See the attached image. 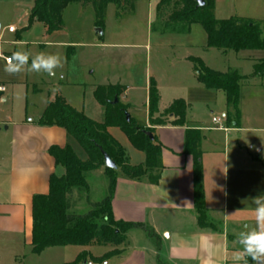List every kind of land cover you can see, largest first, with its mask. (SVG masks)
Wrapping results in <instances>:
<instances>
[{"label": "crops", "instance_id": "0c3cea01", "mask_svg": "<svg viewBox=\"0 0 264 264\" xmlns=\"http://www.w3.org/2000/svg\"><path fill=\"white\" fill-rule=\"evenodd\" d=\"M158 2L159 0H135L131 12L136 13L140 5L146 8L147 12H152ZM32 5L33 2L30 9ZM253 11V14H250L252 16L245 18L264 20V0H258ZM28 15L29 12L20 19L28 20ZM193 24L189 26L187 33H190ZM10 25L14 26L12 23L2 25L0 19V44L5 33L8 35L17 33L15 26L13 32L7 30ZM101 28L104 33V28ZM99 38L101 39L102 36ZM10 42L17 43V39L12 38ZM205 45L206 35L205 43L201 47L202 51L209 50ZM3 55L11 56L9 53ZM188 56L193 55L187 54L185 60ZM198 57L205 63L203 57ZM245 58H248L253 65L264 57ZM124 78L125 76H116L115 79L108 80L107 84L124 86L125 90L121 93L119 101L126 106L130 118L137 125L152 128L154 136L161 145L162 169L156 184L149 183L146 175L138 179H129L116 170L111 211L117 220L140 223L143 226L127 230L125 239L119 245L98 243L84 246L65 245L48 247L40 254H34L32 250L31 253L39 256L44 252H50L57 259L55 264H68L79 256L75 264L89 262L90 264H102V262L203 264L209 258V253L201 247V239L207 237L205 247L211 248L214 264H233L232 253L239 248L236 243L237 234L247 227L255 226L253 211L256 205L252 199L264 195V73L242 81L238 100L240 115L236 126L225 121L224 93L205 88L197 81L196 71H147L140 91L144 105L143 118L140 121L136 120V112L133 110L139 88L127 83ZM149 78L154 79L159 93L157 114H160L172 100L181 98L187 105L185 125L175 126L169 123L164 126L149 125L147 106ZM0 84L5 87V91L0 92V103H6L9 86L5 81H0ZM46 85V101L31 116H28L26 111L23 117H5L1 115L0 110V241L10 245L11 250L21 244L32 248V197L35 194L47 193L51 173H62V169L55 166L48 148L63 147L71 143L70 137L63 128L37 123L48 102L59 94L71 107L99 122L86 112L83 98L76 103L71 102L63 91L62 87L65 84L62 81L47 82ZM54 87H58L60 91L53 94L51 90ZM34 89L36 93L44 92L37 87ZM209 92L223 93L224 105L220 115L217 116L221 118L220 124L211 120L213 116L210 120L187 116L188 110L197 103H203L204 96ZM219 98L221 100V97ZM171 119L169 115L168 120ZM187 129L196 130L200 135L198 147L200 183L207 223L205 227L198 225L197 211L194 207L193 158L191 154L185 152ZM107 132L121 145L129 164L143 165L144 153L134 148L118 127L108 126ZM89 171L104 176L107 193L109 178L104 168L99 167ZM87 172L84 174L86 182ZM87 185L88 189V182ZM69 204L67 197V209ZM13 257L14 260L17 259L18 253Z\"/></svg>", "mask_w": 264, "mask_h": 264}, {"label": "trees", "instance_id": "16d2710c", "mask_svg": "<svg viewBox=\"0 0 264 264\" xmlns=\"http://www.w3.org/2000/svg\"><path fill=\"white\" fill-rule=\"evenodd\" d=\"M134 1L34 0L24 29L36 20L43 23L47 33L57 30L61 26L63 9L73 2L91 4L95 13V26L102 27L108 4H114L117 9L130 10ZM202 1L203 5L198 6L195 0H159L156 10L171 7L168 17L162 21L164 28L178 27V31H187L191 24H199L206 35V48H214L222 53L264 50V20L237 16L217 19L214 15V0ZM187 60L192 63L199 83L205 88L220 90L224 93L225 121L227 124L236 126L240 115L238 109L240 85L242 81L264 73V58L252 65V71L248 75H241L235 69L214 70L196 56H188ZM124 90V86L110 83L97 85L94 88L93 94L96 101L104 107L103 122H96L81 111L74 109L59 94L48 102L38 118L37 123L40 125H56L63 128L71 140L81 148L86 158L81 159L71 143L63 147L50 146L48 148L55 166L62 168V173H51L47 193L35 194L32 197V253L40 254L46 248L54 246H84L91 243L119 245L125 239L127 230L143 226L140 223L117 220L111 211L116 170L129 179H138L146 175L149 183L156 184L162 169L161 145L154 136L152 128L136 125L132 118L125 119L126 106L119 101ZM114 98L118 99L116 103H113ZM158 102L159 93L156 83L153 78H149L147 106L150 126H164L168 123L175 126L185 125L187 105L183 99L172 100L158 114V118L152 120V116L158 113ZM169 115L172 118L170 121L168 120ZM108 126L118 127L131 145L144 153L143 165L134 166L126 161L123 148L107 132ZM148 133H151V138ZM199 139L200 135L196 130L187 129L185 131V152L191 154L193 158V195L197 222L200 227H205L207 223L200 183ZM100 150L105 151L113 160L117 166L115 169L104 166ZM101 166L109 178L106 195L100 201L92 203L85 213H69L67 196L72 189L86 190L88 185L84 177L85 172ZM78 258L68 264H75ZM247 264H253L251 258H247Z\"/></svg>", "mask_w": 264, "mask_h": 264}, {"label": "rangeland", "instance_id": "374dc122", "mask_svg": "<svg viewBox=\"0 0 264 264\" xmlns=\"http://www.w3.org/2000/svg\"><path fill=\"white\" fill-rule=\"evenodd\" d=\"M32 2L33 0H0L2 25L12 23L17 29L16 34L5 33L0 44V81H5L9 86L7 102L0 103L1 115L5 117H23L26 111L31 116L46 101L47 82L62 81L65 84L63 91L71 102L76 103L83 98L86 112L93 119L103 122L104 108L95 101L92 89L94 86L107 84L108 80H113L116 76H125L127 83L139 88L133 110L136 112V120L140 121L144 113L140 91L147 71H195L192 63L185 60V56L191 54L203 57L205 64L215 70L236 69L239 73H250L252 62L245 57H264V51L254 50L222 53L209 48L202 51L205 33L199 24L194 23L190 33L186 30L178 31V27L164 28L162 21H165L171 11L169 6L162 7L159 11L155 8L152 12H147L140 5L133 14L131 9H117L110 3L105 11L103 33L101 27L95 26V13L91 4L73 2L63 9L61 26L57 30L47 34L43 23L36 20L24 29L27 20L22 21L20 18L29 12ZM257 2L258 0H214L215 18L252 16L250 14H253ZM97 28L101 29V35L96 32ZM99 36L102 38L98 39ZM12 38L17 39V43H11ZM20 50L32 55L41 52L59 53L64 59L63 67L56 70L54 77L32 71L10 75L5 71L3 54L9 53L12 56ZM35 87L44 92L36 93ZM204 97L203 103H197L188 110V118L210 120L212 116L220 115L224 105L223 93L209 92ZM157 118L158 114L152 116V120ZM71 144L77 155L85 159L81 148L73 140ZM86 179L88 189H72L67 196L70 202L69 213L87 212L92 203L100 201L106 194V179L102 174L89 171ZM14 250L0 241V264H55L57 260L50 252L33 255L31 249L22 244ZM16 253L18 257L14 260L13 255Z\"/></svg>", "mask_w": 264, "mask_h": 264}, {"label": "clouds", "instance_id": "9594fccd", "mask_svg": "<svg viewBox=\"0 0 264 264\" xmlns=\"http://www.w3.org/2000/svg\"><path fill=\"white\" fill-rule=\"evenodd\" d=\"M64 59L59 53H38L32 55L27 51H16L6 64L5 71L10 75H17L26 71L45 73L54 77L56 70L62 68ZM53 94L60 91L54 87ZM227 172V169L225 173ZM256 205L253 211L255 226L241 230L236 236L239 248L232 253L233 264H247V258H251L253 264H264V195H258L253 199ZM208 238L201 239V247L209 253V258L203 264H214L210 247H205Z\"/></svg>", "mask_w": 264, "mask_h": 264}, {"label": "water", "instance_id": "95a60500", "mask_svg": "<svg viewBox=\"0 0 264 264\" xmlns=\"http://www.w3.org/2000/svg\"><path fill=\"white\" fill-rule=\"evenodd\" d=\"M195 1H196L198 6L203 5V1L202 0H195ZM96 32H98L100 35L102 34L100 28H97ZM117 100H118L117 98H114L113 103H116ZM124 115H125V119L129 120L130 116H129V113L127 111L124 112ZM4 128H5V126H4ZM148 135H149L150 138L152 137L151 133H148ZM100 151H101V154H102V157H103L104 166L107 167V168H110V169H115L117 166L113 162V160L110 159V157L108 156V154L105 151H103V150H100Z\"/></svg>", "mask_w": 264, "mask_h": 264}, {"label": "built area", "instance_id": "2783aa9c", "mask_svg": "<svg viewBox=\"0 0 264 264\" xmlns=\"http://www.w3.org/2000/svg\"><path fill=\"white\" fill-rule=\"evenodd\" d=\"M7 30H8L9 32H13V31L15 30V27L12 26V25H10V26L7 27ZM3 57H4V59H5V62L8 63L9 60H10V57H11V56H4V55H3ZM3 91H5V87H4V85L0 84V92H3ZM211 120H212L214 123H218V124L221 123V118H220V117H215V116H213V117L211 118ZM221 128H222V127H221ZM88 264H90V262H89ZM102 264H106V262H102Z\"/></svg>", "mask_w": 264, "mask_h": 264}]
</instances>
